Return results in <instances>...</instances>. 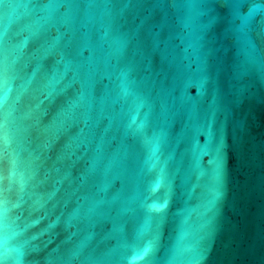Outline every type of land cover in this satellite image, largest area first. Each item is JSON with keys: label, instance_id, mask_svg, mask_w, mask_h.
<instances>
[{"label": "water", "instance_id": "obj_1", "mask_svg": "<svg viewBox=\"0 0 264 264\" xmlns=\"http://www.w3.org/2000/svg\"><path fill=\"white\" fill-rule=\"evenodd\" d=\"M0 264H264V0H0Z\"/></svg>", "mask_w": 264, "mask_h": 264}]
</instances>
